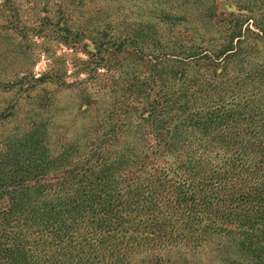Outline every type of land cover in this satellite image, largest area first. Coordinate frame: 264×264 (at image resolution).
Returning <instances> with one entry per match:
<instances>
[{
  "label": "trees",
  "instance_id": "trees-1",
  "mask_svg": "<svg viewBox=\"0 0 264 264\" xmlns=\"http://www.w3.org/2000/svg\"><path fill=\"white\" fill-rule=\"evenodd\" d=\"M162 1L167 8L149 16L172 35L175 21L190 14L174 13L176 0ZM204 1L192 0L196 19L213 21V0ZM250 20L229 12L216 29L220 43L192 35L191 44H180L172 36L169 47L154 25L112 37L110 24L63 21V44L89 54L73 85L63 81L81 96L75 120H89L58 151L45 133L30 163L0 175L4 208L31 212V227L37 224L42 240L47 231L68 257L57 264H133L138 257L184 264L161 254L211 245L218 258L226 254L224 264H264V16ZM119 52L141 53L122 69ZM100 68V87L111 97L103 107L90 92ZM84 72L88 78L79 80ZM7 147L0 146V165L16 166L11 151L4 156Z\"/></svg>",
  "mask_w": 264,
  "mask_h": 264
},
{
  "label": "rangeland",
  "instance_id": "rangeland-1",
  "mask_svg": "<svg viewBox=\"0 0 264 264\" xmlns=\"http://www.w3.org/2000/svg\"><path fill=\"white\" fill-rule=\"evenodd\" d=\"M213 3L216 11L213 21H198L192 0H176L173 12L182 13L183 8L190 17L176 20L171 35L166 30L164 21L149 16L151 13L155 14L154 10L167 8L162 0H120L115 3L104 0H82L81 3L78 0H0V146L8 143L4 156L7 151H11L9 157L16 158L18 162L16 166L14 164L8 167L3 159L0 175L7 172V168H23L30 163V157L33 154L38 155L45 133L48 135L46 137L49 144L58 151L60 140L65 144L71 142L77 136L78 129L89 120V114L75 120L76 107L81 96L78 89H73L75 84L71 88H65L63 84L64 81L65 84L73 85L76 69L83 66L82 63L89 57L87 52L74 51L63 44L61 25L64 20L67 22L66 26H73L78 21L94 29L99 24L101 28L110 24L113 26L110 30L112 37L118 36L119 29L123 35H129V28L154 25L153 29L156 30L162 46L169 47L172 36L178 37L180 44H191L192 35L200 41L215 36L220 43L221 37L217 35L216 29L224 26L229 12L235 16L244 14L251 19L249 24H255V20L264 16V0H213ZM126 27L128 29L125 30ZM109 39L110 37L106 38ZM209 43L205 42L201 46L208 48L211 46ZM143 46H146L143 55L152 53L151 47ZM133 48L130 46L129 50ZM89 49L92 50V47ZM159 51L155 50V54L161 55L162 52ZM119 53L124 69V64L127 67L130 62L127 58L141 52ZM97 72L99 76L93 79L95 83L91 84L90 92L96 93L94 99L103 107L105 100L111 97L100 87L105 69L100 68ZM55 75L59 76V81L50 80ZM88 76L84 72L79 80L87 79ZM35 140H39V145L34 143ZM0 198V264H57L61 258L67 261L68 257L56 249L53 238H49L47 231L43 232L42 240L36 232L39 228L37 224L31 227L30 223L36 222V219L29 221L31 212L24 211L20 205L8 211L4 208L6 197L0 195ZM217 251L211 245L194 252L165 251L161 255L165 262L179 260L185 262L184 264H224L220 257L224 259L226 254L218 258L217 255L221 253ZM150 259L151 257H138L133 264H141L143 261L149 263Z\"/></svg>",
  "mask_w": 264,
  "mask_h": 264
}]
</instances>
